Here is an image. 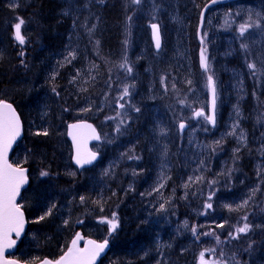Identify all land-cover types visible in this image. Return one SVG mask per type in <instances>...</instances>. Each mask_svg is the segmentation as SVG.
Here are the masks:
<instances>
[{
    "label": "rangeland",
    "instance_id": "374dc122",
    "mask_svg": "<svg viewBox=\"0 0 264 264\" xmlns=\"http://www.w3.org/2000/svg\"><path fill=\"white\" fill-rule=\"evenodd\" d=\"M186 1L143 0L142 5H134L139 13L146 12L148 14L149 25L147 22L141 25V30L146 36L141 35V30L136 29L135 26L125 25L123 32L125 36L126 33L128 36L123 43L121 56L118 58L120 62L102 80L105 83L104 86L91 94L83 92L78 94L76 99L77 102H80L79 107L68 109L62 106L61 110L66 112L63 114V119L54 117V121L51 120L53 133L50 139L53 141L58 139L59 144L57 145L65 153L64 143L60 139L66 140L65 129L69 124L65 123L67 119L93 122L101 133L100 144L94 150L101 152L102 161L88 177L96 181V176L106 172L117 176V178L122 176L120 192L122 191L125 202L128 204L130 202V204L118 206L115 211H119L118 213H123V215L130 211L129 215L134 218V223L136 222L135 218L145 219L144 222L148 223L147 220L152 217L150 215L154 214L152 226L157 223L163 229L171 228L177 234V239L181 237L184 239L185 242L181 250L185 247H189L191 250L188 259L192 260L188 264H199V253L206 248H211V245L217 248V253L215 255L208 253L206 259H218L220 249H222L225 253L224 259L228 260L229 264H235V261L231 259V249L228 250V248L245 245L248 251H251L253 262L264 264V182H262L264 181V155L261 154V150L264 149V75H260L258 72L254 77L247 67L248 63H254L257 69H260L264 62V19H261L264 17V0H235L227 5L217 3L207 12L201 38H205L206 46L216 42L223 59L229 60L232 57L233 65L228 64L229 66H225L223 71L229 79L230 88L239 92L237 95L239 103L236 105L234 104L235 100L231 106L222 103L221 108L228 109L224 110V114L217 111V122L214 127L204 122L203 118H197L194 115L195 111L201 109L206 114L208 112V89L205 87L206 79L203 77L199 78V92L197 91L199 98L184 99L183 97L178 103L164 107V113L162 112L161 116H159L156 106L146 110L145 107L136 104L138 100L148 101L151 99L148 94V98L145 99L146 93L141 96V93L138 92V88L144 86L143 81L140 80V74L148 70L147 64L167 61L169 57L174 58V54H170V52H176L177 47L180 49L176 52L177 56L181 55V46L174 44L177 32L181 30V23L179 21L175 24L174 19L178 16L176 9L179 10V6L184 5ZM3 4L1 22L4 27L0 33V48L3 49H0V59L4 63V69L15 70L13 62L15 58L9 47L16 48V45L9 41L6 31L8 27L14 32V27L11 28L12 25H9V22L10 18L14 16L12 10L19 6V0H4ZM14 5L18 6L13 7ZM5 9H8L10 15L6 22H4V14L7 13ZM166 10L168 14L164 13ZM257 13L260 14L259 17ZM162 15H166V17H162ZM249 15L253 21L260 22L261 27H252L246 31L244 36H241L240 25L249 22ZM129 23L130 20L126 22V24ZM152 23L158 24L162 33L164 44L161 47L162 51L159 50V52H157L152 38L150 26ZM161 26L166 29H162ZM138 32L143 39L136 38ZM137 39H139L140 51L144 50L141 55L135 50L134 44ZM242 43L248 45L247 50L241 48ZM234 50L238 52L235 56H233ZM208 53L207 47V55ZM125 57H127V64L133 69L131 74H127L124 69L119 67L125 62ZM209 61L211 72L216 79L218 72L216 66L214 67L216 63L214 57L213 59L209 57ZM23 80L26 82L24 77ZM89 85V82L83 84V87L86 86L84 89H87L85 92H88ZM126 85H134L129 89L130 97H125V101H130L134 107H130L126 103L125 108L120 109L117 106V98L122 95L123 87ZM248 87L251 90L253 101L250 100ZM14 88V90L20 89L16 86ZM21 88L23 87L21 86ZM240 91L245 93L244 96H240ZM10 92L15 91L11 90ZM21 92L23 95L21 100L29 101V93L24 90ZM13 96L11 93L9 97ZM227 96H231V94H227ZM219 98L217 103L220 100L223 101L220 94ZM257 100L263 101L259 103ZM125 101H120V103H125ZM58 105L56 104L57 108H59ZM20 107L23 113L28 116L29 112L21 101ZM101 108L102 110H100ZM135 108H139L140 111H135ZM84 109H90V111H84ZM237 109L240 113L239 116L236 115ZM153 110L156 112V117L149 113H154ZM117 113H121V115L117 117ZM109 116L117 117V119H106ZM180 117L183 121L180 120ZM121 119L124 123L120 126V133H117L115 129ZM181 121L187 125L183 131L179 130ZM236 122L239 123L236 135H227ZM173 123L178 136L172 131ZM205 128L208 131H205ZM161 130H163V134ZM241 130L245 137L243 141L238 139ZM172 133L173 136H171ZM222 137V143L213 151L214 142L221 140ZM171 146L174 148L172 150L173 157H170ZM68 147L71 155L70 146ZM133 149L136 152H131ZM234 149H239V151L234 153ZM248 149L249 152H252L250 153L252 159L256 160L253 167H249L248 160L245 159L244 152H247ZM125 153L139 157V159H128V156L124 155ZM212 167H216L215 170L211 171ZM36 173L37 171L35 175ZM161 173H163V180ZM243 174H246L247 178L236 185L234 182ZM189 177L193 178L191 182L188 181ZM196 177H203V180L197 181ZM213 180L216 183L210 184L209 182ZM159 183H164V188L159 192L153 191ZM185 183L189 185L187 189L183 186ZM256 188H259V191L255 192L248 204L237 209V206L241 205L242 201L247 199L252 190ZM125 193H129L131 197L124 195ZM210 193H214L211 200L213 207L204 209V204ZM235 194L239 195L236 199L238 202L228 203L229 200H235ZM167 195H171V198L168 199ZM119 198L121 199V197ZM161 205L164 206L163 210H161ZM226 205H231L233 210L229 211ZM177 209L178 212H176ZM204 212L207 214H201ZM245 215L248 217L247 221L241 219ZM130 216L126 218V222L124 221L125 224L130 222ZM221 220H228L227 225L223 229H216L217 231L214 233L220 236L221 241L227 240L228 242L217 246L215 239L207 241L208 235L202 239L201 233L206 229L214 231ZM185 222H187V226H185ZM245 222L252 225V230L247 235H241L238 240H228L222 237L225 232H234L235 226H242ZM78 225L76 223L72 226L77 227ZM193 226L197 228L199 239L191 232ZM119 227L120 224L111 234L116 232ZM94 232L109 234V225L100 223ZM75 235L76 232L73 237ZM161 244L157 239L154 251L156 254H162ZM249 244H251L250 249ZM239 261L240 264H247L241 258ZM109 263L111 262L106 260L104 264Z\"/></svg>",
    "mask_w": 264,
    "mask_h": 264
},
{
    "label": "trees",
    "instance_id": "16d2710c",
    "mask_svg": "<svg viewBox=\"0 0 264 264\" xmlns=\"http://www.w3.org/2000/svg\"><path fill=\"white\" fill-rule=\"evenodd\" d=\"M3 1L0 0V33H2L4 27L1 22L4 9ZM54 1L57 5L56 7ZM209 3H211V0H187L184 5L179 6V10L176 9L178 16L174 19V22L176 24V22L180 21L181 28L183 25L184 33L182 29L177 32L178 35L176 40H174V44L181 46V55L177 56L176 52L180 50L177 47L176 52H170V54H174V58L169 57L167 61L147 64L148 70L153 73L157 72L158 65H166L163 67H167V69L164 72L155 73L151 82L160 85L159 96L164 98L168 105L178 103L183 98V93L180 90H173V87L170 86L171 81L177 76L188 80L192 68L196 72L201 70L200 51L202 45L197 37V26L202 9ZM30 4L33 6L40 5L38 6L39 10H30L27 7ZM126 4L130 7V11L125 10ZM5 10L7 13L4 14V22L10 17L8 9ZM12 12L14 16L10 18L9 22V25H12L11 28L18 22L17 17L25 21L24 25H22L25 44L20 45L17 43L14 39V32L7 27V37H9L10 42L16 45V48L13 46L9 47L15 58L13 61L15 70L5 69L3 73H6L5 75H8V77H13V74L21 71L26 82L24 80L23 82L14 80L9 87L10 90L15 91L12 92L14 96L9 97V95L3 93V84L0 80V100L9 101L14 105L24 125V138L16 146L10 161L14 165L20 164L30 169V185L23 192L19 201V205H21L28 219V229L24 238L20 241L13 258L27 264L37 263L44 258H58L66 251L70 242V240H67L60 243V239L65 236L70 239V232L73 229L72 225L82 220L83 223H78L77 230H82L87 237L96 240L109 238L111 241L109 255L103 260V263H106L107 260L114 264H123V259L125 260L127 256L129 257L128 263L137 264L142 262L139 257V251L130 250L129 244L139 234H143L145 237V230H135L131 226L123 228V219L120 215L121 213H118L119 211H111L109 208L98 211L95 208V205L102 204L105 199L119 197L123 200L125 199L120 192L122 176L117 178L111 173H103L95 177L96 182L88 177L95 168L83 172L75 170L70 164L69 145L66 140L64 138L60 139L66 149L64 153L60 146L55 144V141L51 140L50 137L53 133V122L51 123V120L54 121V117L63 119V114L66 112L61 110L62 106L68 109L79 107L80 102H77L76 99L79 96L78 94L81 92L91 94V92L104 86L105 83L102 80L120 62L118 59L114 64H108L106 61L104 55L106 42L102 39L103 28L113 22H119L123 26L131 25L141 30V25L144 22L149 25L148 14L146 12L139 13L135 9L134 4H131V0H103V3L98 2V0H29L27 4L26 0H19V6ZM66 12L68 13L67 15L65 14ZM164 13L168 14V11L166 10ZM129 16L132 19L129 24H126ZM162 17H166V15H162ZM74 23L75 27L73 26ZM85 24L89 28L95 25V30L91 37H89L86 28L83 26ZM162 29L165 30L166 27H162ZM54 38H61V40H54ZM97 40L100 42L99 45H96ZM214 44L217 43L213 42L212 45H207L208 55L212 59L214 57ZM70 49L74 51L75 59H72L71 63H65L64 58L68 55ZM21 51L24 53L23 56L20 55ZM160 51H162V48ZM173 60L175 63H184L186 66L185 71H175L171 67ZM36 62L43 63L41 70L36 67ZM0 67H4L1 59ZM223 68L221 69L223 70ZM77 72L80 73L79 76H77ZM54 75L55 79H53ZM200 77H205L202 71L199 75ZM162 79L163 83L161 82ZM85 82L90 84L88 92L82 91V89L86 88V86L83 87ZM34 83H38L37 87L41 86L45 93L43 96H38L35 101L27 104L25 100H21L23 98L21 91L24 90L29 93L28 85L33 86ZM15 86L20 89L14 90ZM53 88H55V91H53ZM224 88H230V85L225 87L218 86L217 89L219 91L218 98L220 94L222 100L227 96V94L222 92ZM151 90L152 94H154L155 90L153 88ZM40 91L37 93H40ZM172 91H177L178 96L175 99L168 98L170 100H166ZM242 93L240 91V96H244ZM248 93L250 100L253 101L251 92L249 91ZM30 94L32 93H29L28 96ZM20 101L25 104V109L29 112L28 116L23 113ZM262 101L257 100L259 103ZM221 102L220 100L218 111L222 106ZM236 103H239V101L237 100ZM236 103L234 102L235 105ZM56 104H59V108L56 107ZM75 120L77 119H67L65 123ZM180 120L183 121L181 117ZM45 129H47L49 135L35 136L37 131ZM172 149L174 148L170 147V157H173ZM25 160H27L26 163ZM42 170L47 171L49 174L42 176ZM125 194L129 195V193ZM81 196L85 197L84 203L80 202ZM122 204L127 205L128 203L123 201ZM53 205L55 207L52 214L46 216L43 220H39V217L45 215L47 210ZM113 213L116 214L118 224H120L119 229L113 234L97 232L88 235L83 230L85 221L94 222L97 226L101 223L102 218L111 219ZM38 220L39 222H36ZM65 221H68L66 226ZM227 223L228 220H221L219 224L224 225L222 228L217 227L214 231L210 229L204 230L201 233L202 239L205 237L204 233H214L217 231L216 229H223ZM222 237L228 239V232H225ZM214 239V235H208L207 241ZM166 244H172L173 247L167 249L164 247ZM166 244L162 246V255H167L170 260L173 248L177 247L178 242L169 238ZM211 248L214 247L211 245ZM236 248L238 249L232 247L228 248V250L231 249L232 256L235 255L236 259L240 260L244 250L241 247ZM147 264H150V261Z\"/></svg>",
    "mask_w": 264,
    "mask_h": 264
},
{
    "label": "snow or ice",
    "instance_id": "6c2138e0",
    "mask_svg": "<svg viewBox=\"0 0 264 264\" xmlns=\"http://www.w3.org/2000/svg\"><path fill=\"white\" fill-rule=\"evenodd\" d=\"M98 2L103 3V0H98ZM222 2V0H211L212 4H216ZM143 0H131V4L140 6L142 5ZM18 6L14 5L13 7ZM68 14L67 12L65 13ZM257 16L259 17L260 14L257 13ZM132 17L129 16L128 20H131ZM261 19H264V17H261ZM18 22L14 24V39L20 44H25V37L22 35V25H24L25 21L22 18L17 17ZM249 22L245 24H241L239 31L240 35L244 36L246 31L252 27L260 28L261 23L258 21H253L251 15H249L248 18ZM75 27V23L73 25ZM88 34L89 37H91L92 33L95 30V25L92 27H88L86 24L83 25ZM152 29V38L155 43V48L157 49V52L161 49V33H160V27L156 23H152L151 25ZM99 41H96V45H99ZM201 51H200V67L203 70V72L206 75V84L205 87L208 89V91L211 94V110L209 114H206L203 109L199 111H195L194 115L197 118H203V121L207 124L212 125L213 127L216 125V109H217V99H218V91H217V82L214 79V74L211 72V64L209 61V57L207 55V46L205 44V38H201ZM241 48L247 50L248 45L247 44H241ZM21 56L24 55L23 51L20 53ZM72 59H75V53L71 49L68 52V55L65 56L64 62L65 63H71ZM23 63V61H21ZM121 69H124L127 74H131L133 69L127 64V57H125V62L122 63L119 66ZM247 67L251 71V74L255 77L257 73L259 72L260 75H264V62H262V67L260 69H257L256 64L254 63H248ZM80 73L77 72V76H79ZM53 79H55V75L53 76ZM74 82V81H72ZM163 83V79L161 81ZM187 83L191 85L192 81L188 80ZM130 87H134V85H126L123 87V93L117 98V106L120 109L125 108V104H129L130 107H134L130 104V101H125V97H130ZM173 90L176 89V85H172ZM167 91V89H165ZM53 91H55V88H53ZM82 91H87V89H82ZM120 101H125V103H120ZM183 103V101H181ZM102 110V108L100 109ZM84 111H90V109H84ZM135 111L139 112V108H135ZM121 113H117V117H119ZM236 115L239 116V110H236ZM117 117L109 116L106 119L108 120H116ZM124 123L123 119L119 121V123L116 126V132L120 133L121 131V125ZM186 127V124L181 122L179 124V129L183 131ZM87 128L90 130V139H96L100 140L101 137L97 134L96 129L92 127L90 124H84V123H77L69 125V135L72 136L73 144L76 147V155L74 157L75 162L78 166L83 167L86 164H91L93 161L96 160L97 154L95 152H90L87 150H81V141L78 139V130ZM239 128V123L236 122L232 126V130L227 133V135L235 136L236 130ZM205 131H208L207 128L204 129ZM163 134V130H161ZM21 135V122L20 118L16 113L15 108H13L12 104L6 102L5 100H0V264H17L14 260H8L4 258V252L6 249L12 247L15 244V240L12 239L13 233L19 237L21 232L24 229L25 219H24V213L21 211V205H19L17 201V197L20 195L21 188L28 182L27 177V169L24 168L20 164L13 165L12 163H9L8 161V153L11 150L13 144L16 142L17 138ZM35 135H43L47 136L49 135L47 129L43 131H37ZM239 140L243 141L245 139L244 133L241 130L240 136L238 137ZM223 137L221 140L214 142L213 151H215V148L218 147L222 143ZM239 149H234V153H237ZM166 152L164 155L166 156ZM261 154L264 155V149L261 150ZM124 155L128 156V159H139V157L128 155L125 153ZM27 160H25V163ZM203 164V162H201ZM163 167V165H162ZM49 173L47 171L42 170L41 175L47 176ZM107 174V172L105 173ZM134 175H136L135 172H133ZM74 175V173H73ZM163 173H161V179L163 180ZM170 179V177H168ZM192 177L188 178V181H192ZM197 181H202L203 177H196ZM264 182V181H262ZM210 184H215L216 181H210ZM164 183H159L156 188L153 189L155 192H159L160 189L164 188ZM186 189L188 188V183H185L183 185ZM259 191V188L253 189L252 192L249 194L248 198L242 201L241 205L237 206V209L242 206H246L250 199H252V196L255 194V192ZM151 194V193H149ZM214 193H210L207 201L204 204V209H211L213 207L211 200ZM85 197H80V202L84 203ZM55 205H53L51 208L47 210L45 215L40 216L39 220L45 219L46 216L51 215L53 208ZM163 205H161V210H163ZM226 207L229 209V211H232L231 205H226ZM101 211H103V208H101ZM201 214H207L206 212ZM244 221H247L248 217L245 215L241 218ZM36 221V222H39ZM78 223H83L82 220L77 221ZM68 221H65V224H67ZM101 223H107L109 225V234L111 232L115 231V229L118 227V219L116 217V214L113 213L112 218H102ZM185 226H187V222H185ZM223 224H218L217 227H223ZM252 230V225L245 222L242 226H235L234 232L228 233V240H238L241 235H247ZM191 232L193 236H196L197 239H199V235L197 233V228L193 226L191 228ZM203 235H214L216 245L219 246L222 243H227L228 241H221L219 235H215L214 233H204ZM83 239V237L77 233L76 238L72 241L71 247L67 249V251L58 259L55 261L51 260H43L40 262V264H96L97 257L100 256L102 252H104L105 248L108 245V241L104 240L103 242H97L95 240H88L86 242V246L84 248L78 247V242ZM251 248V244H249V249ZM208 253H211L215 255L217 253V248H206L203 251L199 253V264H229L228 260L224 259L225 253L222 249H220L219 252V258L215 260L206 259V255ZM233 261H235V264H240V261L236 259L235 255L231 257Z\"/></svg>",
    "mask_w": 264,
    "mask_h": 264
},
{
    "label": "bare ground",
    "instance_id": "6f19581e",
    "mask_svg": "<svg viewBox=\"0 0 264 264\" xmlns=\"http://www.w3.org/2000/svg\"><path fill=\"white\" fill-rule=\"evenodd\" d=\"M28 2H29V0H26V4ZM54 3H55V1H54ZM54 5H55V7L57 6L56 3ZM38 6H40V5H36V6H33L32 4L27 5V7L30 10L32 9L33 11H38L39 10ZM124 8L126 11H130V7L127 4L125 5ZM205 23H206V19L204 20V24ZM124 28H125V26L119 24V22H113L111 25H109V26L107 25L103 28L102 39L105 40V42H106V51L104 52V55H105V58H106V61L108 62V64H114L120 56V51L123 47L122 45L126 41L127 36H128L127 33L125 36V33L123 32ZM181 29H182V32L184 33L183 28H181ZM140 34L144 35V33L142 31H140ZM124 36H125V39H124ZM140 37L141 36L138 34L136 38H140ZM140 39H143V38L141 37ZM54 40L59 41V40H61V38L60 39L54 38ZM163 44H164V42H163V38H162L161 47L163 46ZM138 45H139V39H137L135 41L134 46H135V50L138 52V54L141 55V54H143L144 50H142V52H141L140 47ZM237 54H238V52L234 50L233 56H235ZM214 59L216 62L214 65L216 66L217 71H218V77H216L215 80H216L218 86L225 87V86L229 85V79H228L227 75L224 74V71L221 68H223L225 66H229L228 64L233 65V59H232V57L229 60L223 59L220 55V50H219L218 44H214ZM152 63H155V62H152ZM152 63H150V64H152ZM35 65L39 70H41L43 68L42 62H36ZM163 66H166V65H162V64L158 65L157 66V72H154V73L151 70L141 72L140 80L143 81L144 86L142 88H138V92L141 93V96H144V93H146V96H144L145 99L148 98V96H147V94H148L151 97V99L148 101L147 100H138L136 102V104H138V106L145 107L146 110H149L151 107L155 108V106H156L158 108V113L160 114L159 116L162 115V112L164 113V107H168V104L166 103L164 98H161L159 96L160 95V88H159L160 85H158V83L153 84L151 82V79L153 78L155 73L164 72L167 69V67H163ZM171 67L175 71L176 70L177 71L178 70H184L185 71V68H186L184 63H182V62L175 63L174 60H173V63L171 64ZM200 69H201V67H200ZM4 70L5 69L3 67H0V80L2 81V84H3L2 91L5 95L10 96V94L12 93V92H10L11 91L9 88L10 85H12L14 80H18L20 82H23V75L24 74L21 71H19L16 74H13V77H8V75H5L6 73H3ZM187 70H189V69H187ZM191 70H190L191 72L189 73V79H188V80L192 81L191 85H189L187 83V81H188L187 79H184V78L179 77V76H177L175 79H173V81H171V85H170V86H172L173 84H175L176 89L180 90L183 93L184 99L199 98L197 95V91L199 92V86H200L199 85V75L201 74V71H202V73H204V72L202 69L199 72H196V70L194 68H192ZM204 75H205V73H204ZM203 78L206 79V75ZM37 85H38V83H34L33 86L28 85L29 86L28 90H30L29 93H32V94H30L28 96L29 101H26V99L24 97L27 104L35 101V99H37L38 96L44 95L45 90L43 88H41V86L37 87ZM151 88H153L155 90L154 94H152ZM222 90H223L222 92L224 94H231V96H226L223 99V101L221 102V104L227 103L228 105L231 106V103L234 100L236 103L237 98H238L237 95L239 94L238 90H236V89L234 90L231 88H224ZM38 91H40V93H37ZM249 91L251 92V90L248 87V92ZM242 94H245V93H242ZM177 96H178V92L172 91L171 95H168L166 100H170L168 98L175 99ZM208 103H209V91H208ZM218 104H217V107L219 106ZM225 109H228V108L222 107L219 111L222 114H224L223 112ZM153 112L154 113H151V112H149V113L151 114V116L156 117V112L154 110H153ZM186 127H187V125H186ZM174 128L175 127H174V123H173L172 131L176 134V136H178L177 130H174ZM65 134H67V130H66ZM171 136H173V133L171 134ZM171 139H173V138L171 137ZM55 144H59V141L58 140L55 141ZM171 147H173V146H171ZM131 152H136V151L133 149ZM250 153H252V152H249V149H248L247 152H244V155H245V159L248 160L249 167H253L256 164L255 163L256 160L252 159V157L250 156L251 155ZM215 168L216 167H212L211 171L215 170ZM215 172H219V171H215ZM233 178L235 179L236 177H233ZM246 178H247L246 174H243L236 181L234 180L235 181L234 183H236V185H239L240 181L244 180ZM124 195H126V194H124ZM236 195L237 194L234 195L235 200H229L227 202L231 203V204L238 202V200H236V199H237V197H239V195H237V196ZM122 196H123V194H122ZM167 197L169 199V198H171V195L170 196L167 195ZM123 201H126V200L119 199V198L105 199L102 204L95 205V208L98 211H101V208H103V210L109 208L111 211L112 210L115 211V209L117 207V203H118V206H122ZM133 201H135V199H133ZM129 204H130V202H129ZM129 204H127V205H129ZM127 205H125V206H127ZM176 212H178V209L176 210ZM129 213H130V211H127V213L125 215H123V213L120 214L122 216V219H123V223H122L123 228L125 226H131L135 230H137V229H141L142 231L145 230L144 231L145 237L143 234H139V235L135 236L134 239L132 240V243L129 244L130 250H133L136 252L139 251V257L142 260V262H139L137 264H147L148 261H150V264H185V263L188 264L189 263L188 258H189V255L191 253V250L189 247H185L183 250H181V247L184 245V242H185L182 237L180 239H177V234H175L171 228L167 227V228L163 229L162 226L160 224H157V223L154 226H152V220H153V218H155L154 214L150 215L152 217H150V220H147L148 223L144 222L145 219H136V218H135L136 222L134 223V220H133L134 218L131 217L129 215ZM100 216H102V215L100 214ZM129 216L131 218L130 222L125 224L126 218ZM96 228H97L96 223L91 222V221H85V225L83 227V230H85L86 234L91 235V234H95L94 231ZM75 232L77 233L78 230H77L76 226L75 227L73 226V229L70 232V239L67 236L62 237L60 239V243H63L67 240H71L73 238ZM169 238L177 240V242H178L177 247L173 248V252L170 256V260L167 257V255H162V254L160 255V254H156L154 252L156 250L155 244H156L157 239L162 243L161 245L163 246L164 244L167 243V239H169ZM153 239H154V241L152 242ZM162 246H161V249H162ZM164 247L169 249V248H172L173 245L172 244H166ZM239 247H241L245 251V252L243 251V255L241 256L242 261L246 262L247 264H258V263L253 262V259L251 257V251H248V248L245 245H239ZM235 249H238V248L235 247ZM128 258L129 257L127 256L125 258V260L123 259V264H126V263L127 264H133V263H128ZM109 264H114V263H109Z\"/></svg>",
    "mask_w": 264,
    "mask_h": 264
},
{
    "label": "water",
    "instance_id": "95a60500",
    "mask_svg": "<svg viewBox=\"0 0 264 264\" xmlns=\"http://www.w3.org/2000/svg\"><path fill=\"white\" fill-rule=\"evenodd\" d=\"M225 2H226L225 0L222 1V3H225ZM206 9H207V8H205V9L202 11V14H201V17H200V25H199V29H198V35H200L201 29H202V27H203V23H204V17H205ZM160 33H161V32H160ZM161 43H162V38H161ZM208 104H209V105H208V112L210 113V110H211V94H210V92H209V103H208ZM13 108H14V107H13ZM16 113H17V111H16ZM17 115H18V113H17ZM18 116H19V115H18ZM19 118H20V117H19ZM20 122H21V119H20ZM77 123L90 124V125H92L93 128H95L94 124H92V123H90V122H87V121H77V122H73V123H71V124H69V125L77 124ZM69 125L67 126V134H66V137H67V140L69 141V143H70V145H71V150H72L71 163H72L73 167H75L78 171H83L84 169H88V168L93 167V166L99 161V159H100V155H99L98 153H96V152H95V153L97 154V158H96V160L93 161L91 164H86V165H84L83 167H80V166H78V165L76 164L75 159H74V157H75V155H76V147H75V145L73 144L72 136L69 135ZM95 129H96V128H95ZM96 132H97V134L100 136V134H99V132L97 131V129H96ZM22 136H23V126H22V122H21V135H20V137L17 138L16 142L13 144L11 150L9 151V153H8V161H9V156H10V154H11V152H12V150H13L15 144H16V143L22 138ZM89 136H90V130H89V129L84 128V129H80V130H78V139L81 141V150H82V151H83V150H87V151H90V152H94V151L92 150V146H94L95 144H97V143L99 142V140H96V139H90ZM27 177H28V170H27ZM28 185H29V179H28V182H27V183L21 188V190H20V195L17 197V201H16V202H18V200H19V198H20V196H21V193L23 192V190H25V189L28 187ZM21 211H22V210H21ZM23 213H24V212H23ZM24 219H25L24 229H23V231L21 232V234H20L19 237H17V236L13 233V235H12V239L15 240L16 242H15V244H14L12 247H10V248H8V249L5 250V252H4V258H5V259H8V260H14V259H9V258H7V256H8V255H11V254H13V253L15 252V250H16V248H17V246H18L19 240L22 239L23 236H24V234H25V231H26V229H27V220H26L25 214H24ZM78 233L83 237L82 232H78ZM75 238H76V236L71 240V242H70L68 248L71 247V245H72V241H73ZM88 240H93V239H87V240L84 241V237H83V239H81V240L78 242V247H80V248H84V247L86 246V242H87ZM97 242H98V241H97ZM98 243H99V242H98ZM109 251H110V243L108 242V245H107V247L105 248L104 252H102V253L100 254V256L97 257V259H96V264H99L100 261H101L104 257L107 256V254H108ZM60 257H61V256H60ZM60 257H59V258H60ZM59 258H58V259H59ZM58 259H57V260H58ZM44 260H50V259H44ZM14 261H16V260H14ZM51 261H52V260H51ZM16 262H17V264H23V263L18 262V261H16ZM41 262H42V261H41ZM37 264H40V262L37 263Z\"/></svg>",
    "mask_w": 264,
    "mask_h": 264
}]
</instances>
